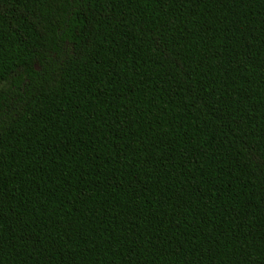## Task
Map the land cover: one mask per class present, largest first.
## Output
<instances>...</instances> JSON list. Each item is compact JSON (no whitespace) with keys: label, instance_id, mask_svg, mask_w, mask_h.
Masks as SVG:
<instances>
[{"label":"trees","instance_id":"trees-1","mask_svg":"<svg viewBox=\"0 0 264 264\" xmlns=\"http://www.w3.org/2000/svg\"><path fill=\"white\" fill-rule=\"evenodd\" d=\"M0 264H264V0H0Z\"/></svg>","mask_w":264,"mask_h":264}]
</instances>
